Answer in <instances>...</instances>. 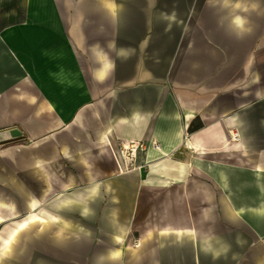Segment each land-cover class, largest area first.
I'll return each instance as SVG.
<instances>
[{
    "label": "crops",
    "instance_id": "crops-1",
    "mask_svg": "<svg viewBox=\"0 0 264 264\" xmlns=\"http://www.w3.org/2000/svg\"><path fill=\"white\" fill-rule=\"evenodd\" d=\"M0 264H264V0H0Z\"/></svg>",
    "mask_w": 264,
    "mask_h": 264
},
{
    "label": "built area",
    "instance_id": "built-area-1",
    "mask_svg": "<svg viewBox=\"0 0 264 264\" xmlns=\"http://www.w3.org/2000/svg\"><path fill=\"white\" fill-rule=\"evenodd\" d=\"M121 146V149L115 150V158L121 169L134 170L141 167L143 163L139 164V153L145 151V143L138 140H132L129 143L124 142ZM133 241L135 246H140L142 243L139 239Z\"/></svg>",
    "mask_w": 264,
    "mask_h": 264
},
{
    "label": "water",
    "instance_id": "water-1",
    "mask_svg": "<svg viewBox=\"0 0 264 264\" xmlns=\"http://www.w3.org/2000/svg\"><path fill=\"white\" fill-rule=\"evenodd\" d=\"M10 133H12V135L14 137H18V136H21L23 133H21V130L17 127H13L10 129Z\"/></svg>",
    "mask_w": 264,
    "mask_h": 264
},
{
    "label": "rangeland",
    "instance_id": "rangeland-1",
    "mask_svg": "<svg viewBox=\"0 0 264 264\" xmlns=\"http://www.w3.org/2000/svg\"><path fill=\"white\" fill-rule=\"evenodd\" d=\"M247 58H248V57H247ZM247 58H246V59H247ZM246 59H244V60H246ZM249 75H250V74L247 73L246 75H244V77H246V78H248V79L250 80Z\"/></svg>",
    "mask_w": 264,
    "mask_h": 264
}]
</instances>
